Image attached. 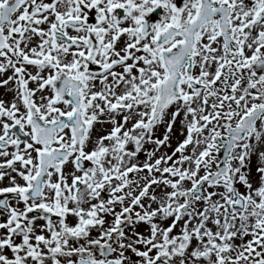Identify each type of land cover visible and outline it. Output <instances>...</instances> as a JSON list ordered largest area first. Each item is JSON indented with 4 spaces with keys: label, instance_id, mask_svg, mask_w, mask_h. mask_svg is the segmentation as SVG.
<instances>
[{
    "label": "snow or ice",
    "instance_id": "6c2138e0",
    "mask_svg": "<svg viewBox=\"0 0 264 264\" xmlns=\"http://www.w3.org/2000/svg\"><path fill=\"white\" fill-rule=\"evenodd\" d=\"M0 89V264H264V0H0Z\"/></svg>",
    "mask_w": 264,
    "mask_h": 264
},
{
    "label": "flooded vegetation",
    "instance_id": "af4514ba",
    "mask_svg": "<svg viewBox=\"0 0 264 264\" xmlns=\"http://www.w3.org/2000/svg\"><path fill=\"white\" fill-rule=\"evenodd\" d=\"M177 6H180V3L178 0H176ZM164 15V10L162 6H158L156 9L153 10L152 13L148 14L146 16V20L149 23H154L157 22L159 19H161ZM4 90L0 89V95H3ZM4 183H7V181H5Z\"/></svg>",
    "mask_w": 264,
    "mask_h": 264
},
{
    "label": "rangeland",
    "instance_id": "374dc122",
    "mask_svg": "<svg viewBox=\"0 0 264 264\" xmlns=\"http://www.w3.org/2000/svg\"><path fill=\"white\" fill-rule=\"evenodd\" d=\"M178 1H179L180 5H181L182 0H178ZM97 128L99 129V126H97ZM141 157H143V154L142 153H141Z\"/></svg>",
    "mask_w": 264,
    "mask_h": 264
}]
</instances>
